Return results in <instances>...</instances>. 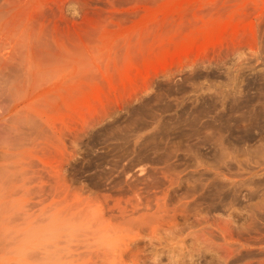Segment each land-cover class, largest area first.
<instances>
[{"label": "rangeland", "instance_id": "1", "mask_svg": "<svg viewBox=\"0 0 264 264\" xmlns=\"http://www.w3.org/2000/svg\"><path fill=\"white\" fill-rule=\"evenodd\" d=\"M260 112L264 0H0V264H264Z\"/></svg>", "mask_w": 264, "mask_h": 264}, {"label": "bare ground", "instance_id": "2", "mask_svg": "<svg viewBox=\"0 0 264 264\" xmlns=\"http://www.w3.org/2000/svg\"><path fill=\"white\" fill-rule=\"evenodd\" d=\"M203 75H204V73H203ZM203 75H202V76H203ZM255 82H256V81H255ZM208 105H209V104H208ZM212 109H213V108H212ZM235 109H236V108H235ZM255 112H256V111H255ZM233 114H234V113H233ZM258 115H259V121H261V118H264V113H261V112H260ZM204 116H205V115H204ZM220 118H221V117H220ZM220 118H219V119H220ZM230 118H231V116H230ZM234 118H235V117H234ZM252 119H253V117H252ZM252 121H253V120H252ZM255 121L257 122L256 119H255ZM241 122H242V121H241ZM256 122H255V123H256ZM261 122H262V121H261ZM239 123H240V122H239ZM263 124H264V122H263ZM218 125H219V124H218ZM237 125H238V124H237ZM203 126H204V125H203ZM210 126H211V125H210ZM223 126H224V125H223ZM258 127H259V126H258ZM191 128H192V127H191ZM218 128H219V127H218ZM220 128H221V127H220ZM223 128H225V127H223ZM262 128H263V127H262ZM219 130H220V129H219ZM250 130H251V128H250ZM245 131H246V129H245ZM209 133H210V132H209ZM212 133H213V132H212ZM261 133H263V132H261ZM182 134H183V133H182ZM257 134H258V133H257ZM233 135H234V134H233ZM201 136H202V135H201ZM254 137H255V136H254ZM250 138H252V137H251V135L249 134V135L246 137L247 140H245V141H249V140H251ZM244 139H245V138H244ZM201 140H203V138H202ZM233 140H234V139H233ZM252 140H253V138H252ZM187 142H189V141H187ZM200 142H201V141H200ZM204 142H205V141H204ZM160 143H161V142H160ZM175 145H176V144H175ZM236 145H237V144H236ZM258 145H259V147H262V148L264 149V141H263V142L261 141V145H260V144H258ZM258 145H257V146H258ZM170 148H171V147H170ZM224 148H225V147H224ZM256 148H257V147H256ZM256 148H255V150H256ZM262 148H261V150H260V148H258V149L260 150V152L263 150ZM238 151H239V150H238ZM217 152H218V151H217ZM262 152H263V151H262ZM166 154H167V153H166ZM223 154H224V151H222V154L220 153L221 158H222ZM239 154H240V153H239ZM216 156H218V155H216ZM220 156H219V157H220ZM223 157H224V156H223ZM221 158H219V160H220ZM223 197H224V196H223Z\"/></svg>", "mask_w": 264, "mask_h": 264}]
</instances>
